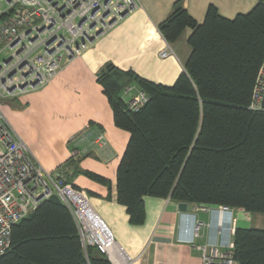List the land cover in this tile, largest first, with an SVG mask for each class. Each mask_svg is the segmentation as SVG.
Here are the masks:
<instances>
[{
    "label": "trees",
    "instance_id": "trees-1",
    "mask_svg": "<svg viewBox=\"0 0 264 264\" xmlns=\"http://www.w3.org/2000/svg\"><path fill=\"white\" fill-rule=\"evenodd\" d=\"M187 27L192 52L173 85L111 63L98 74L117 126L130 132L117 199L134 223L144 221L145 196L264 213V111L249 107L264 60V0L233 19L210 6L202 23L177 3L160 30L173 42ZM133 83L149 96L138 111L123 97ZM232 253L236 264H264V229L236 228ZM0 264L110 263L85 252L71 211L53 195L13 226Z\"/></svg>",
    "mask_w": 264,
    "mask_h": 264
},
{
    "label": "crops",
    "instance_id": "crops-1",
    "mask_svg": "<svg viewBox=\"0 0 264 264\" xmlns=\"http://www.w3.org/2000/svg\"><path fill=\"white\" fill-rule=\"evenodd\" d=\"M258 1L137 0V8L97 36L80 55L64 60L43 85L0 96V112L31 155L48 172L64 173L70 183L87 192L94 210L134 259L133 264H205L201 246L226 253L236 228L258 227L252 226L254 213L241 208L232 207L221 218L218 206L187 202V210L182 211L179 202L155 196L144 197V221L132 222L127 207L117 199V169L130 132L117 126L98 74L111 63L155 83L173 85L186 72L192 52V28H185L173 42L160 30L177 3L202 23L210 6L233 19ZM168 46L172 53L162 57L161 51ZM123 97L128 99L124 91ZM101 132L105 145L93 142ZM73 148L87 149V153L74 159ZM87 172L108 178L110 184ZM198 222L201 225L195 233ZM214 264H221L220 260Z\"/></svg>",
    "mask_w": 264,
    "mask_h": 264
},
{
    "label": "built area",
    "instance_id": "built-area-1",
    "mask_svg": "<svg viewBox=\"0 0 264 264\" xmlns=\"http://www.w3.org/2000/svg\"><path fill=\"white\" fill-rule=\"evenodd\" d=\"M138 7L137 0H0V96L34 89L48 81L64 60L80 55L101 33ZM100 34L97 35V33ZM170 46L161 51L166 57ZM127 108L138 111L149 100L134 84L124 89ZM250 109L264 111V60L259 69ZM105 145L103 132L93 141ZM87 149H72L77 159ZM58 196L76 222L86 253L94 248L110 264H133L110 226L91 205L89 195L75 187L64 173L48 172L31 155L25 142L0 112V254L8 251L12 228L43 201ZM231 210L218 206L219 215ZM201 223L194 225L195 233ZM234 242L222 253L201 246L205 264H236Z\"/></svg>",
    "mask_w": 264,
    "mask_h": 264
},
{
    "label": "rangeland",
    "instance_id": "rangeland-1",
    "mask_svg": "<svg viewBox=\"0 0 264 264\" xmlns=\"http://www.w3.org/2000/svg\"><path fill=\"white\" fill-rule=\"evenodd\" d=\"M125 100L127 99L125 98ZM254 215H255V218L253 220L252 226L258 227L260 229H264V213L255 212Z\"/></svg>",
    "mask_w": 264,
    "mask_h": 264
},
{
    "label": "water",
    "instance_id": "water-1",
    "mask_svg": "<svg viewBox=\"0 0 264 264\" xmlns=\"http://www.w3.org/2000/svg\"><path fill=\"white\" fill-rule=\"evenodd\" d=\"M98 34H100V32H98L97 35H98ZM94 39H95V37H92L90 40L92 41V40H94ZM178 207H179L180 210H182V211H186L187 208H188V203H187V202H179V203H178Z\"/></svg>",
    "mask_w": 264,
    "mask_h": 264
}]
</instances>
